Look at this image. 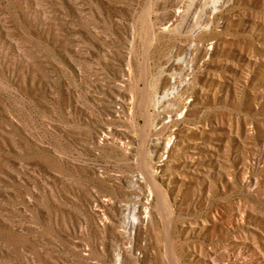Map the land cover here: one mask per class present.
I'll return each instance as SVG.
<instances>
[{"label": "rangeland", "instance_id": "1", "mask_svg": "<svg viewBox=\"0 0 264 264\" xmlns=\"http://www.w3.org/2000/svg\"><path fill=\"white\" fill-rule=\"evenodd\" d=\"M0 264H264V0H0Z\"/></svg>", "mask_w": 264, "mask_h": 264}]
</instances>
